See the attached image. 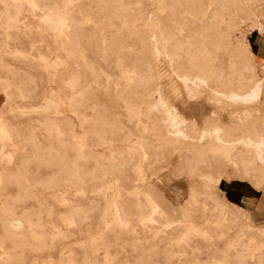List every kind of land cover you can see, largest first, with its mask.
<instances>
[{
  "label": "rangeland",
  "instance_id": "obj_1",
  "mask_svg": "<svg viewBox=\"0 0 264 264\" xmlns=\"http://www.w3.org/2000/svg\"><path fill=\"white\" fill-rule=\"evenodd\" d=\"M34 2L0 0V264H264V0Z\"/></svg>",
  "mask_w": 264,
  "mask_h": 264
},
{
  "label": "crops",
  "instance_id": "obj_2",
  "mask_svg": "<svg viewBox=\"0 0 264 264\" xmlns=\"http://www.w3.org/2000/svg\"><path fill=\"white\" fill-rule=\"evenodd\" d=\"M261 34L257 31H251L248 35V42H249V46H250V50L251 53L253 55V57L255 58V60L260 63L261 65L264 66V48L261 49V46L263 44L264 41V35H262V37H260ZM262 51V52H261ZM241 197V196H239ZM245 199L249 198V196H242ZM239 200V198H238ZM241 200V199H240ZM239 200V201H240ZM229 201V200H228ZM236 205V204H235ZM238 206V205H237ZM240 207V206H238ZM242 208V207H241ZM243 209V208H242ZM245 210V209H244ZM246 211V210H245ZM252 211V210H251ZM254 211V210H253ZM247 212V211H246ZM248 213V212H247ZM255 214V212H253ZM249 215V214H248ZM259 225V224H258Z\"/></svg>",
  "mask_w": 264,
  "mask_h": 264
},
{
  "label": "bare ground",
  "instance_id": "obj_3",
  "mask_svg": "<svg viewBox=\"0 0 264 264\" xmlns=\"http://www.w3.org/2000/svg\"><path fill=\"white\" fill-rule=\"evenodd\" d=\"M43 1V0H42ZM223 1V0H222ZM26 2L31 6V7H37L36 3L34 2V0H26ZM144 6V5H143ZM170 6V5H169ZM227 8V7H226ZM233 10V9H232ZM216 16V15H215ZM46 18V17H45ZM48 18H46L47 20ZM60 30V29H59ZM61 36V34H60ZM197 64V63H196ZM201 68V67H200ZM209 69V68H208ZM203 74V73H202ZM212 76V75H211ZM208 77V76H207ZM211 80V79H210ZM210 82V81H209ZM217 82V81H216ZM261 88V83L259 84V89L258 91L260 90ZM258 91L257 92H254L251 94V96H254V95H257L258 94ZM222 92V91H221ZM233 96V95H232ZM236 100V99H235ZM229 134V133H228ZM6 135V134H5ZM218 141V140H217ZM232 141V140H231ZM221 142V141H220ZM262 142V141H261ZM245 143V142H244ZM252 144V143H251ZM224 145V144H223ZM236 147V146H235ZM257 148V147H256ZM261 150V149H260ZM264 151V150H263ZM258 152V151H257ZM221 153V152H220ZM223 154V153H222ZM2 157V151L0 149V158ZM261 161V160H260ZM264 163V162H263ZM115 220V218H114ZM116 222V221H115Z\"/></svg>",
  "mask_w": 264,
  "mask_h": 264
}]
</instances>
